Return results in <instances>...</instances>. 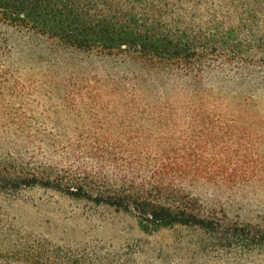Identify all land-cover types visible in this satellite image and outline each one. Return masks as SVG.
<instances>
[{
  "label": "rangeland",
  "instance_id": "1",
  "mask_svg": "<svg viewBox=\"0 0 264 264\" xmlns=\"http://www.w3.org/2000/svg\"><path fill=\"white\" fill-rule=\"evenodd\" d=\"M221 1L162 2L208 22ZM133 66L0 25V163L61 169L77 151L143 152L173 138L190 164L207 170L190 189L207 209L264 227V90L254 114L162 119L144 112L148 96L136 91L142 82ZM41 242L94 247L129 264H264V251L247 259L229 254L196 229L145 234L134 216L113 208L41 187L1 189L0 251Z\"/></svg>",
  "mask_w": 264,
  "mask_h": 264
},
{
  "label": "trees",
  "instance_id": "2",
  "mask_svg": "<svg viewBox=\"0 0 264 264\" xmlns=\"http://www.w3.org/2000/svg\"><path fill=\"white\" fill-rule=\"evenodd\" d=\"M163 0H0V25L139 71L144 112L164 119L256 113L264 90V0H222L208 22ZM6 47V61L11 57ZM179 97L176 100L175 97ZM134 98H141L133 94ZM173 138L143 152L77 151L67 168L0 163V190L41 187L134 216L145 234L191 228L245 259L264 251V227L228 221L190 189L205 171ZM0 264H129L91 247L20 244Z\"/></svg>",
  "mask_w": 264,
  "mask_h": 264
}]
</instances>
